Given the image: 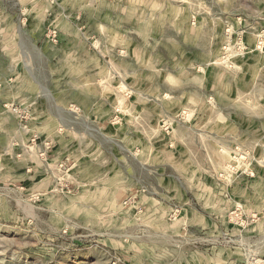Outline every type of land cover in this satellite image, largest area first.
Returning a JSON list of instances; mask_svg holds the SVG:
<instances>
[{"label":"rangeland","instance_id":"rangeland-1","mask_svg":"<svg viewBox=\"0 0 264 264\" xmlns=\"http://www.w3.org/2000/svg\"><path fill=\"white\" fill-rule=\"evenodd\" d=\"M0 264H264V0H0Z\"/></svg>","mask_w":264,"mask_h":264}]
</instances>
